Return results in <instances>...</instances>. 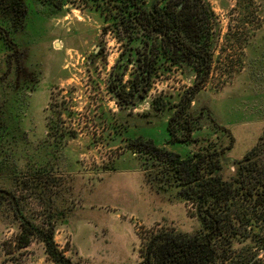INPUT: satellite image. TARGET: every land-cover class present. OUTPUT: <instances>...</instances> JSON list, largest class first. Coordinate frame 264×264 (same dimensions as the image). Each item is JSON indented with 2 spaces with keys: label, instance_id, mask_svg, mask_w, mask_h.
Wrapping results in <instances>:
<instances>
[{
  "label": "rangeland",
  "instance_id": "1",
  "mask_svg": "<svg viewBox=\"0 0 264 264\" xmlns=\"http://www.w3.org/2000/svg\"><path fill=\"white\" fill-rule=\"evenodd\" d=\"M205 1L215 23L212 64L206 83L196 87L190 111L197 116L208 109L216 126L207 117L196 124L194 138L204 139L198 144L170 143L167 122L171 109L163 114L137 113L116 104L109 80L121 44L112 33L101 37L103 24L98 18L97 22L86 19V14L74 6L55 17L61 34L53 38L62 40L64 48L53 50L46 79L54 86L57 118L65 132L63 148L49 157L41 150L44 142L52 141L40 129L41 110L49 102L46 84L34 100L37 124L31 127L26 119L16 120L21 131H13L15 139L7 132L0 133V145L5 150V157H0V174L30 171L32 162L36 165L34 160L42 158V167L58 177V183L63 182L54 204L45 197L40 204L34 201L30 204L33 212L26 216L45 229H54L55 245L73 264H138L155 233L172 229L191 233L201 225L192 202L150 187L148 174L127 147L128 139L152 138L187 157L206 139L220 142L222 138L227 145L234 138L225 155L229 159L224 160L223 175L229 179L234 174V159L243 157L264 135V0ZM99 45V52L104 50L100 55L95 54ZM195 80L193 69L181 65L169 69L166 62L162 63L149 96L157 95L172 108L194 87ZM2 96L0 122L9 119L7 98ZM0 184L13 189L6 181ZM245 244L254 245L242 237L235 247ZM259 256L264 258V249ZM0 262L57 264L45 243L25 232L6 201H0Z\"/></svg>",
  "mask_w": 264,
  "mask_h": 264
},
{
  "label": "flooded vegetation",
  "instance_id": "2",
  "mask_svg": "<svg viewBox=\"0 0 264 264\" xmlns=\"http://www.w3.org/2000/svg\"><path fill=\"white\" fill-rule=\"evenodd\" d=\"M131 2L129 11L131 16L136 21V26L133 28V34L129 35L124 25H117L121 20H126L128 15L127 2ZM188 0H146V7L152 8L154 16H161L167 19L169 22L166 30H159L157 28L144 27L142 23L143 16V4L142 0H0V99L4 94L7 98V113L11 120L10 125L7 126L8 118L0 122V133L7 132L8 136L15 139L13 131H21L18 122L16 120H27L33 127L37 124L38 118L33 111L34 100L38 96L43 85L49 87V102L43 105L40 118V129L52 137L51 142H44L41 145V150L44 149L45 157L53 155L56 150L63 148V138L65 132H63L59 125L58 107L57 102L54 101V87L53 82L46 79V71L49 62V58H53L54 51H61L64 48L62 40L53 37L60 36L61 32L56 24H54L55 17L60 14L62 10H66L69 6H74L81 14H86V19H91L97 22V18L101 21L102 34L101 37L105 38L111 33L117 38L121 44L120 55L118 56L113 68L110 71L109 89L111 95H113L116 104L123 109L133 110L135 112L155 111L163 114L167 109L172 110V114L169 116L167 122L168 125L172 118L173 125L176 127L178 133H182L189 137H186L185 141H192L194 144H198L203 138L195 139L194 133L197 128L196 124H201L207 117L211 120V124L215 127L216 123L214 119L209 115L208 109H202L196 116L193 111H190L191 105L185 104V111L179 124H177L176 113L180 108V100L177 105H173L172 108L168 107L161 98L156 96H149L151 85L155 74L157 73L159 66L162 63H167V67L186 66L194 70L195 72V84L206 83L209 74L201 82L199 80L196 67L192 63V59L188 54L205 52V40L209 38V50L213 52L211 46L213 42V27L214 22L210 20V23L202 22L199 25L203 34V39L196 41V29L197 25L193 24V29L190 24V16L188 14H182L179 16L177 12H186L188 7ZM117 18V19H116ZM195 18V17H194ZM192 38H195L192 40ZM134 39V41H130ZM97 48L95 54H102L104 50L101 45ZM99 49V50H98ZM208 49V46H206ZM173 59H177L180 63H174ZM212 64V63H211ZM211 70V68H210ZM199 85V86H200ZM198 86V87H199ZM190 89V88H189ZM188 89V90H189ZM186 92V91H185ZM183 93V95L185 94ZM182 95V96H183ZM181 96V98H182ZM54 104V105H53ZM53 105V107H51ZM1 108V107H0ZM3 114L6 115V110H3ZM2 115V116H4ZM222 128V127H221ZM27 131V130H26ZM169 133V131H168ZM153 140L154 143L162 148H166L170 151L175 150L168 148L167 145H159L152 138H144L142 136L128 139L127 147L131 150L136 157H138L143 169L144 174H148L147 182L152 189L157 192L171 191L174 196L180 201L191 202L187 200L182 194V186H179L177 182H173L166 174L158 173L156 166L150 167L155 161L149 159L148 156L139 154L131 148V143L136 140ZM170 143H179L171 140L169 134ZM234 138H230V142L223 144L222 138L220 142H211L212 140L206 139L203 143H200L198 147L193 149L190 154L195 151L204 150L205 147L211 148V150H218L220 152V164L224 180H231L237 171L238 162L250 151H248L239 160L234 159L233 167L235 168L234 174L229 178H224V160L226 154L229 153L233 146ZM198 141V142H197ZM261 141L262 148H264V135L259 138L257 143L252 149ZM13 143V142H12ZM1 147V145H0ZM251 149V150H252ZM5 150L0 148V157ZM178 153V152H176ZM180 154V153H179ZM181 155V154H180ZM259 157L264 159V152H259ZM36 158V156H35ZM226 159H229L227 157ZM232 159V158H230ZM33 160V159H32ZM261 162V160H259ZM33 164V162H32ZM27 172H21L14 174L13 176H3L0 174V181H6L13 189H9L0 184V190H6L12 193L18 203V208L14 205L11 197L0 193V201H6L11 204L14 215L18 217L21 224H25L26 221L31 219L27 218V214L33 212L34 209L30 206L32 198L29 196L27 199L22 197L20 193V186L25 183L22 178L26 176ZM51 173V172H49ZM52 174V173H51ZM52 176H54L52 174ZM55 177V176H54ZM55 177L53 180L56 183L54 187V196L63 187V182H57ZM53 196V198H54ZM48 201L50 204H54V199ZM27 200V201H26ZM30 200V202H29ZM29 202V204H28ZM51 209V208H50ZM49 209V210H50ZM51 212V210H50ZM55 215V211L53 212ZM61 213V212H60ZM58 213L57 215H60ZM195 216L199 218L201 225L194 232H181L176 229L167 230L175 233L196 234L201 231L204 226L203 218L200 217L197 206L195 205ZM41 230V229H40ZM45 230L42 228L41 231ZM54 230V229H53ZM166 231V230H165ZM54 234V231H53ZM210 239H207L205 243H199L194 248L205 254V251H209L216 246L210 241L212 233L209 232ZM40 238L38 235H36ZM43 238H40L46 245L48 254L56 261L57 264H73V262L61 255L57 246L54 243V235H52L53 246L47 243ZM49 242V241H48ZM191 259L190 255L183 254V249L180 247H174L169 252V255L165 260L158 264H189L188 260ZM138 264H148L146 256L142 257V260Z\"/></svg>",
  "mask_w": 264,
  "mask_h": 264
},
{
  "label": "trees",
  "instance_id": "3",
  "mask_svg": "<svg viewBox=\"0 0 264 264\" xmlns=\"http://www.w3.org/2000/svg\"><path fill=\"white\" fill-rule=\"evenodd\" d=\"M134 1V0H132ZM186 12H177L179 16L188 14L190 24L197 25L196 41L203 39L199 25L204 21L210 23L212 10L205 0H188ZM128 15L126 20H121L117 25H124L126 32L132 35L133 28L136 26L135 19L129 11L131 2L126 1ZM144 27L166 30L169 22L161 16H154L152 8L146 7V0H142ZM195 17V18H194ZM117 19V18H116ZM195 38H192V40ZM205 52L188 54L192 63L196 67L199 80H205L210 73L212 53L209 50V38H204ZM130 41H134L131 39ZM194 41V40H193ZM208 46V49H206ZM174 63H180L173 59ZM200 82H196L193 88L185 92L180 100V108L176 113L177 124L180 123L185 104H190L194 98ZM171 119L168 131L171 140L175 142L185 141L187 135L178 133ZM136 144L131 143V148L139 154L148 156L155 161L150 167L157 168L158 173L166 174L173 182L182 186V194L197 206L200 217L203 218L204 226L196 234L175 233L159 231L151 236L146 244L145 255L148 264H158L166 259L169 252L174 247L183 249V254L191 256L189 264H264V258L259 256V252L264 249V159L259 157V152H264L261 141L250 150L239 162L237 171L231 180H224L220 173V152L205 147L183 157L179 153L162 148L154 143L153 140H136ZM37 157V156H36ZM261 160V162L259 161ZM38 163L32 164V171L26 173L22 178L25 183L20 186L22 197L32 198L31 203L36 201L40 204L44 197L48 201L54 196V182L51 173L43 167L42 158H36ZM27 201V200H26ZM30 202V200H29ZM28 202V204H29ZM22 226L26 233L38 235L47 243L53 246V228L45 229L39 223L32 220L26 221ZM42 228L45 230L41 231ZM41 229V230H40ZM209 232L212 233L211 242L216 246L203 254L196 246L205 243L210 239ZM242 237L253 241L252 244H245L241 248H236L235 244L240 242ZM24 243L22 246L28 244ZM49 241V242H48ZM0 264H4L0 262Z\"/></svg>",
  "mask_w": 264,
  "mask_h": 264
},
{
  "label": "water",
  "instance_id": "4",
  "mask_svg": "<svg viewBox=\"0 0 264 264\" xmlns=\"http://www.w3.org/2000/svg\"><path fill=\"white\" fill-rule=\"evenodd\" d=\"M0 193H3V194H5V195L11 197V199H12L13 202H14V205L18 208L17 200H16L15 196H14L12 193H10V192H8V191H6V190H0Z\"/></svg>",
  "mask_w": 264,
  "mask_h": 264
}]
</instances>
